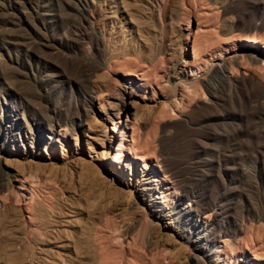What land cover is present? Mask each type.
Segmentation results:
<instances>
[{
	"label": "bare ground",
	"instance_id": "obj_1",
	"mask_svg": "<svg viewBox=\"0 0 264 264\" xmlns=\"http://www.w3.org/2000/svg\"><path fill=\"white\" fill-rule=\"evenodd\" d=\"M154 2L159 18L164 21L170 17L181 33L179 47H182V40L185 43L178 53L181 63L171 68L177 74L173 83L167 79L171 59L166 56L168 50L163 38V32L168 30L162 23H156L150 5L140 7L142 11H150L148 15L142 12L141 20L136 16L140 13L135 14L137 35L122 39L121 44L118 42L119 45L111 47L109 52L104 48L106 54L101 46L104 33L100 35L98 30L88 31L73 25L68 38L59 32L65 18L70 16L69 13L65 16L61 6L67 5L85 15L90 6L87 0H45L38 5L34 0L0 2V41L7 50V61L0 68V76L7 69L11 70L10 74L23 75L29 85L54 82L51 93L54 92L56 99L49 109H43L32 100V95L27 96L24 103L13 100L5 107L0 106V142L7 152L0 153V205L7 207L8 204L6 212L0 211V225L7 232L10 250L7 253L20 255L22 264H176L174 255L169 257L165 241L161 244L156 237L162 217L168 215L163 213L162 204L170 205L175 199V205L180 204L183 197H188L186 204L171 214L172 221L183 229L187 241V248L184 246L185 251L181 250L183 255L176 257L178 260L184 258L183 264H264L261 239L256 238L262 245H257L259 240L255 245H246L251 240L246 227L243 233L248 240L244 245L245 237L242 236L245 240L239 237L244 223L240 227L236 221H230L234 206L225 203L224 197L193 193L180 184L173 164L156 155L157 150L148 140L149 131L142 130L144 127L138 124L136 117L126 119L124 124L120 122L123 108L121 102L115 108L108 106L111 88L106 79L109 72L115 76L119 89L114 91H121L114 94L122 102L125 95L156 100L157 89L161 93L172 92L173 100L170 103L162 100L157 106L158 112L153 115V121L162 118V123L166 120L162 117L166 112L168 121L187 116L186 110L193 101L207 102L208 94L218 100L210 78L232 83L242 74L246 77L243 83H260L261 77L264 78V74L258 72L264 69V44L259 46L254 36L238 33L237 26H229L230 19L226 16L229 11L217 14L218 6L208 1L207 4L203 0H151ZM52 3L55 8H50ZM77 3H83L82 7L78 8ZM116 9L118 6L113 13H117ZM20 23L26 28L21 29ZM253 28L255 26L250 23L248 30ZM88 43L92 44V52L87 50ZM53 53L63 57L64 63L60 64L64 67L56 73H46L47 67L58 65L52 60ZM23 57L32 60L31 63L28 60L26 70L22 69L25 68ZM5 83L8 88L13 86V81ZM81 132L90 152L89 158L71 159L67 153H73L71 145L80 146ZM261 134L264 137V131ZM69 138L73 144L69 143ZM48 148L59 149V155L53 154L49 163L42 157V151L50 154ZM260 148L264 149V143ZM261 152L264 157V151ZM2 159L18 170L16 183L5 185ZM138 164L143 171L151 173L143 182L148 186L141 188L147 199L142 203L137 197L131 203L134 191L132 187L121 186L120 179L127 178L133 184L132 172ZM225 169L240 170V167L227 166ZM219 176L213 173L210 179L215 182ZM88 178L93 182L88 184ZM157 190H160L161 201L154 195ZM12 195L18 199L13 200ZM147 201L153 210H148ZM127 204H131L129 208ZM118 209L120 213L116 212ZM224 221L232 229H222ZM209 242L215 244V249L204 251L202 248Z\"/></svg>",
	"mask_w": 264,
	"mask_h": 264
},
{
	"label": "rangeland",
	"instance_id": "obj_2",
	"mask_svg": "<svg viewBox=\"0 0 264 264\" xmlns=\"http://www.w3.org/2000/svg\"><path fill=\"white\" fill-rule=\"evenodd\" d=\"M87 1H88V5L90 4V6H88L89 11L86 12L85 14L86 16L80 13V11L69 8L67 5L65 7H63L64 5L61 6V9L66 12L64 13L65 16H67V13L70 14V16L66 17L67 19L65 18L64 23L59 30V32L64 37L68 38L69 35H71L70 32L73 25L82 26L85 29H88V31L98 30L100 35L104 33L105 36V37L102 36L103 40H101L102 41L101 46L103 49L104 48L108 49V51L106 49H104V51L106 50L107 52H109L111 47H116V45L121 44L122 39L123 40L127 39L131 35H137L136 31H137L138 21L136 18L138 17L141 20L140 15L141 14L143 15L142 12L146 11L147 15L149 14L148 12H150L149 10L142 11L140 7H142V5H148V6L150 5V7H152L154 11V20L156 21V23L158 24L162 23V27L165 25L166 30H168L167 32L166 31L163 32L164 43L168 50L166 56L169 59H171L170 60L171 62H169L168 64L169 72L167 74V79L171 83L175 81L177 74H175L174 70H171V68L172 65L175 66V68H177L179 63H181V59L178 53L180 52L181 48L185 47V43H183L182 40L181 42L182 47H179L180 41L178 36L181 35V33L177 31V26L176 24H174L173 20L170 17H166L164 19L165 22L161 20V17L159 18L158 13L156 12L157 6L155 2L151 3V0H113V1L87 0ZM203 1L205 3L208 1L211 4H214L213 6L215 5L218 6L217 8L215 7L217 10V14L220 13V15H223L225 12L229 11L228 14L226 15L230 19L228 21V23L230 24L229 26H237L238 28L237 32L240 34H247L250 36H254L256 40L255 44H258L259 46H262L264 44V0H207V1L203 0ZM0 2H4V0L2 1L0 0ZM34 2L35 4L38 5V3L43 4L45 0H34ZM82 5L77 3L78 8L79 7L81 8ZM123 5H125L126 7H123ZM115 6H118V9H116V11L118 10L117 13H113L115 10ZM53 7L55 8V5H53L52 3L50 5V8ZM132 12L134 14H132ZM136 13H140L139 16ZM135 14L137 17L135 16ZM131 15H134V19L132 20H131ZM83 16L85 19L83 18ZM135 21L137 23H135ZM191 23H192L191 25H193V22ZM250 23H252L255 26V28H253L252 30H248ZM97 25L99 26V29ZM19 27L23 29L26 28V25L24 23L23 24L20 23ZM102 27L104 28V30H102ZM91 28H93V30H90ZM87 45L89 47H87ZM87 45H86L87 50L92 52L93 50L92 44L88 43ZM2 47L3 46L1 45V41H0V48H1L0 68L4 67L5 66L4 64L7 61V52H6L7 50L4 47L3 48ZM174 51L177 52L175 54V57H172V53ZM63 52H65V50ZM51 57H53L52 60L55 63H58V65L56 64L57 67L55 66L47 67L45 72L56 73L58 72V70L59 71L62 70L63 69L62 66L64 67V65H61L62 63H64L63 57L61 58V56L55 53H53ZM23 58L25 62V68L22 69L26 70V64L28 65L29 61L31 63L32 60L27 57H23ZM5 70H6L5 72L6 75L4 74L0 76V92H2L3 94V97L0 98L1 107H5L7 104L14 101L17 103L19 102L24 103L25 102L24 99L28 98L27 96L29 95H32L30 96L31 99L37 102L38 104H40L43 109H46L47 107H48L47 109H49V107L50 108L52 107V105L56 101V99L54 98L55 96L53 94L54 92L51 93L53 91L52 88L54 89L52 85L54 82L50 84L48 83L47 85L46 84L43 85L37 84V86H34L33 84L29 85V83H26V80H24L25 78L23 77V75L21 76L13 72H12L13 74H10L11 70H7V69ZM263 71L264 69L262 71H260L259 69L258 72L264 74ZM108 75L109 76H106V79L109 80L110 82L109 86L111 88V92H110L111 96H107L108 99L107 104L109 103L108 106L110 105L111 107L113 106L115 108L117 107V103L119 104L121 102L120 105L122 106L123 110L120 114L121 116L120 122L124 124L126 122V119L128 118L133 119L136 117L138 124H140L142 128L144 127L142 130L146 129V131H149L151 137L149 136L148 133V140L149 142H151L150 144L153 145V147L157 150L156 155L158 154L160 158L164 160H168L171 164H173L178 174L177 181L180 184L185 185V187H187L189 190L194 191L193 193L199 192V193H204L206 195L211 193L212 197H216V196L224 197V202L230 204V206L232 207L234 206L233 208H235L231 210V214H230L231 216H229L230 221H236V223H238L237 225H239L240 227L243 225V223L245 225L243 226L244 227L243 229L241 228L243 231L239 235V237L241 236L240 239L242 238V236L245 237L246 239L247 234L250 233L249 234L250 236L249 235L248 236L249 239L251 240L249 241L248 239L245 240L244 238H242V240H245L242 241V243L248 240L247 241L248 243L247 244L244 243V245L246 244L250 246L253 243H254L253 245H255L257 244L256 241L261 239V241L263 242L262 244H264V236H263L264 234L262 235V233H264V174H263L264 157H262L261 154L262 153L261 151H264V149L262 150L260 148V145L264 143V137L261 134L264 131L263 76L261 77L260 83L257 81L258 84L256 82H254L255 84L251 82L243 83L244 81L243 77L244 79H246V77L241 76L242 74H240V76L236 78L237 80H234L232 83L219 81L218 79L215 78H210V82L213 83L215 87L218 100L216 98H213L210 94H208L205 100L207 102H198L197 100L193 101L194 103H192L191 106L188 107L189 109L187 108L186 110L187 116H182L180 118L177 119L175 118L173 120L171 119L168 121V119L165 117V114H167L168 112H166L165 114L162 113V115L164 114V116H162L164 117L163 120L165 119L166 120L161 123L160 121H162V118L155 119L156 122L158 120L159 123H161L157 125L158 122L156 123L155 120L153 121V115L156 112H158L157 110L159 107L157 106L159 105L160 102L163 101H165V103L167 102L170 103L173 100L174 94L172 92L164 91L162 93L165 96H163L162 93L159 91V89H157L159 93H158V98L156 100L141 99L139 97L129 98L128 96L125 95L124 96L125 99L123 100L124 102H122L120 101L121 99L118 98V96H115L117 94H114V93H119L121 91V90H119V92H117L116 90L114 91V89L116 88L119 89L117 84L118 82L115 80V76L110 74V72ZM17 77L18 79H16ZM13 78L15 80H12ZM8 80L13 81V86L10 88H8L7 84L5 83ZM17 80L20 81L18 82ZM161 80L162 79H159V81ZM20 82H22L21 86L19 85ZM228 83L231 84L228 85ZM243 84H245L246 87ZM251 84H253L254 86ZM23 86L25 90L22 89ZM4 87L7 91L4 89ZM2 89L4 90V92ZM40 89L42 90L40 91ZM15 90H17V93L18 92L19 93L17 94ZM49 93H51L52 95ZM23 94H25L26 97ZM46 102L48 103L50 102V103L46 104ZM165 106H164L165 109H167V105ZM164 107H162V109ZM165 111H168V109ZM150 121H152V123ZM153 122L156 123L155 124L156 126L153 124ZM152 124L154 126H151ZM107 125L108 127H110L109 123ZM83 136L84 134L83 132H81L79 136L80 146L78 148L77 147L75 148L74 145L70 146V148L74 150L73 151L74 154L72 153V151H70L67 153V156L70 157L71 159L73 158L76 160H80L82 158L84 159V157L89 158L88 153L90 152L85 142V136L84 137ZM106 142L108 145L110 144L108 141ZM69 143L73 144V140L71 138H69ZM48 149H49L48 152L50 153L48 155L47 153L42 151L43 160L46 158L47 163H49L50 158H52L53 154L59 155L57 154V152L59 153L58 151L59 149L55 148L57 149V150L54 149L55 152L51 150V148ZM92 151H95V149H92ZM0 153L7 154L1 142H0ZM233 153L235 154L233 155ZM93 154H95V152H92V155ZM237 154L238 157H235V155ZM11 166L6 165L5 160L2 159V169L4 173L3 176L5 178L4 181L6 182V183L4 182L5 185H8V183H16L15 179H17L16 177L19 176L18 170L14 166L12 167ZM227 166L228 167L239 166L240 170L231 169L229 171L225 169ZM244 170H247L246 172H248L249 174L244 172ZM127 172L130 173V170L128 169ZM213 173L220 175L217 181L215 182L211 181L210 179V175H212ZM150 174L151 173L149 170L143 171L142 165L138 164L133 168L132 177L135 178L133 184L132 183L130 184V182L127 181V178L121 177L120 185L126 189L132 187L134 191L135 195L134 198L131 199V203L132 201L137 200V197L138 200H141L142 203L145 202V200L147 199V196L142 195L141 188H145L148 186L147 184H143V182H145L144 178L149 176ZM75 178L77 180V177ZM247 179H249V181H247ZM88 180H89L87 181L88 184H90L89 183L90 181L93 182L91 178H88ZM154 195L156 196L158 195L159 196L158 200L161 201L160 190H157ZM13 196L14 195H12L11 198H13ZM14 198L13 200L18 199V198L16 199L15 196ZM187 198L188 197H183L182 200L180 201V204H176V205H175L176 199L170 205L162 204L164 206L163 213H167L168 215H166L164 219L162 217L161 219L162 223L160 224V229L157 230L158 231L157 236L159 235L158 237H156L157 241L159 240L160 243L162 241L161 244L165 243V245L167 246L166 248L168 249V251H170L169 257L174 255L175 257L174 260L176 264H183L186 262L184 258L183 259L179 258L180 260H178L176 257L178 255L180 256L183 255L184 252L182 251L184 249V246L185 248H187L185 245L187 241H186V237L183 235V229H181V227L180 228L177 227V224H174V221H172L173 219L171 214H173L176 210H179L181 207L183 208V206L187 202ZM130 205L127 204L126 207L129 208ZM146 207L148 208V210L151 209L153 210V207L150 205L149 201H147ZM1 210L3 212H6V210H8V204L7 207L6 205L5 206L0 205V211ZM118 211L120 213L121 209L120 210L118 209L116 212L118 213ZM120 218L121 217H118V220H120ZM221 226L222 229H227V228L232 229V227L226 221L222 222ZM3 227H4L3 225H0V264H19L20 262H21L20 264H22V258L20 257V255H18L17 257L16 256L17 254H12L10 252L12 256L14 255L11 258L10 256L11 254L9 255V252L7 253V251H10L8 247L9 243L7 242L8 238H7L6 229L5 227L4 228ZM244 229L248 231L246 232L247 234L243 233L245 232ZM144 234H146V232H144L143 235ZM259 235L261 237L263 236V238H260ZM144 237L142 236V238ZM257 237L259 239H256ZM163 241L165 242L163 243ZM261 241L258 242L257 245L261 244ZM249 242L251 244H249ZM262 246L264 247V245ZM202 249L204 251L205 250L208 251L209 249H215V244L213 245V243L209 242L208 244L204 245ZM230 264H233V262H231Z\"/></svg>",
	"mask_w": 264,
	"mask_h": 264
}]
</instances>
